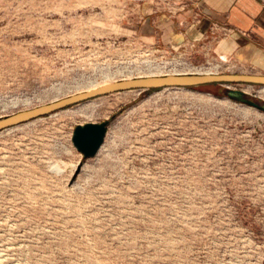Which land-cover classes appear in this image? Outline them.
I'll return each mask as SVG.
<instances>
[{"label": "rangeland", "instance_id": "rangeland-1", "mask_svg": "<svg viewBox=\"0 0 264 264\" xmlns=\"http://www.w3.org/2000/svg\"><path fill=\"white\" fill-rule=\"evenodd\" d=\"M174 2L0 0V117L127 77L263 73L160 41ZM226 89L117 91L0 131V264H264V110ZM103 120L87 157L73 131Z\"/></svg>", "mask_w": 264, "mask_h": 264}, {"label": "crops", "instance_id": "crops-1", "mask_svg": "<svg viewBox=\"0 0 264 264\" xmlns=\"http://www.w3.org/2000/svg\"><path fill=\"white\" fill-rule=\"evenodd\" d=\"M160 41L264 73V0H175L156 14Z\"/></svg>", "mask_w": 264, "mask_h": 264}, {"label": "water", "instance_id": "water-1", "mask_svg": "<svg viewBox=\"0 0 264 264\" xmlns=\"http://www.w3.org/2000/svg\"><path fill=\"white\" fill-rule=\"evenodd\" d=\"M213 82L227 84L226 92L228 95L264 110V101L260 102L248 96L246 91L242 88L230 86V83L264 84V73L175 72L118 79L52 102L10 113L0 117V131L18 126L38 117L56 112L72 104L102 94L130 89L144 91L149 89H162L171 87H195ZM107 131V120L87 121L76 126L73 131L72 140L74 145L85 156H92L95 155L104 144Z\"/></svg>", "mask_w": 264, "mask_h": 264}, {"label": "trees", "instance_id": "trees-1", "mask_svg": "<svg viewBox=\"0 0 264 264\" xmlns=\"http://www.w3.org/2000/svg\"><path fill=\"white\" fill-rule=\"evenodd\" d=\"M223 91H224V88H220V89H218L217 93H223Z\"/></svg>", "mask_w": 264, "mask_h": 264}, {"label": "bare ground", "instance_id": "bare-ground-1", "mask_svg": "<svg viewBox=\"0 0 264 264\" xmlns=\"http://www.w3.org/2000/svg\"><path fill=\"white\" fill-rule=\"evenodd\" d=\"M103 85V84H102ZM264 92V91H263Z\"/></svg>", "mask_w": 264, "mask_h": 264}]
</instances>
